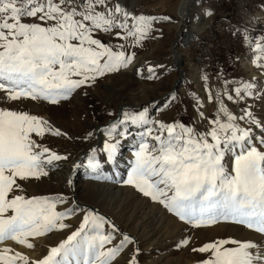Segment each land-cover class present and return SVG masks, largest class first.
<instances>
[{
	"label": "snow or ice",
	"instance_id": "1",
	"mask_svg": "<svg viewBox=\"0 0 264 264\" xmlns=\"http://www.w3.org/2000/svg\"><path fill=\"white\" fill-rule=\"evenodd\" d=\"M170 20L134 14L125 0H0V104L60 106L78 90L87 95L100 80L129 69L159 80L164 65L149 66L145 77L135 67L136 49L157 38L154 25ZM229 31L241 40L253 74L229 78L223 68L202 69L204 95L186 94L189 123L165 118L184 102L174 91L161 102L105 109L102 123L76 137L85 150L71 164L67 193L29 194L26 187L50 179L71 159L44 141L72 137L47 119L0 107V264H139L137 239L79 203L71 173L80 169L89 181L134 190L182 233L226 224L255 235L198 247L182 235L174 247L202 254L197 264H264V33L231 25ZM53 236L62 238L46 253L16 250Z\"/></svg>",
	"mask_w": 264,
	"mask_h": 264
},
{
	"label": "rangeland",
	"instance_id": "2",
	"mask_svg": "<svg viewBox=\"0 0 264 264\" xmlns=\"http://www.w3.org/2000/svg\"><path fill=\"white\" fill-rule=\"evenodd\" d=\"M178 2L179 0H125L128 10L134 14L171 18L170 22H161L154 25V29L157 30L155 31L157 38L145 41L141 48L136 49L135 67H139L145 77L149 66L155 68L157 65H164L163 70H157V75L160 77L159 80L147 81L146 79L138 78L134 70L129 69L127 72L100 80L95 87L87 89V95H85L83 90H78L69 101L63 102L60 106H52L44 102L30 100L8 105L0 104V107L23 110L47 119L51 124L59 127L60 130L72 137L71 140L48 137L44 141L46 146H49L52 150L71 156L70 161L62 165V170H66V178L62 179L63 171L61 174H58V171L52 172L50 173L51 178H44L42 183L28 184L26 190L29 194L67 193V177L70 175V166L76 157L85 150L82 141L77 140L76 137L82 134L89 125L102 123L101 117H104L106 108L116 111L121 107H138L150 101L161 102L169 92L174 91L175 94L185 97V99L182 104L173 105L166 113L165 118H178L185 123L190 122L193 110L191 101L186 98V94L195 92L203 96L204 93L199 80L202 69L199 68L200 72H197L199 65L197 64L196 67L195 57L192 55L190 46L185 41L188 40L186 39L187 36L190 38L193 31H199L202 36L207 34L205 25L207 22L205 21L204 24L202 20L209 16L203 15V13L211 10L213 4L211 0H191L189 2L187 9L188 19L182 27L181 38L172 48L175 42V30L179 21L176 15ZM194 2L196 5L202 4V7H195ZM231 2V0H218L220 4L217 7L218 9L216 8L214 11L218 10L220 13L222 11L225 13L232 11L233 3ZM234 12H236L235 9ZM258 13L259 16L253 26L245 25L240 30L243 31L245 28H250L253 30L254 35L264 33V4L258 9ZM201 15L203 17L200 19ZM232 16L234 14H231V12L227 15L230 20ZM197 17L199 18L197 19ZM103 39L105 42L108 41V37H103ZM235 42L230 35L220 36L216 40L217 45H223L218 53V58L223 59L222 62H224L220 68L225 70L229 78L243 77L247 79L253 74V69H247L243 64L247 57L246 49L242 46L241 40L240 44L231 45ZM172 52L178 57V64L174 63L173 65L171 63ZM178 80L179 82L177 83ZM155 96L157 97L153 99ZM185 106H187L186 112L183 110ZM211 111L212 109L209 108V112ZM94 116L96 119H93ZM124 155H128L126 148L124 149ZM120 171L123 175V165ZM71 175L74 177L76 198L82 206H93L100 212L107 214L122 230L137 239L140 248L139 264H163L166 259H171L169 263L174 264L173 260L175 258L177 259V264H184V259L178 256L179 251L186 248L185 255H189L192 252L189 251L188 247L177 249L174 245L182 235L190 234L192 236L196 231L208 233L209 237H204L205 240L201 244L225 238L240 240L236 236L227 235L228 231H223L230 226L226 224L213 225L182 233V226L170 215L165 214L156 205L136 194L134 190L122 185L108 184L103 185V187L102 184L89 181L83 175V169L71 173ZM108 186L111 188L108 189ZM99 188H104L105 191L97 193ZM60 238L62 237L54 236L53 239L43 243L48 238L38 237L31 239L30 242L34 243V248L38 247L40 249L36 254L38 256L42 252L46 253L47 247L58 242ZM37 239H42L39 246L36 243ZM190 239L192 241V238ZM192 246H194L193 242ZM201 258H203L202 254L196 253L195 261L192 260L193 264H197V261Z\"/></svg>",
	"mask_w": 264,
	"mask_h": 264
},
{
	"label": "bare ground",
	"instance_id": "3",
	"mask_svg": "<svg viewBox=\"0 0 264 264\" xmlns=\"http://www.w3.org/2000/svg\"><path fill=\"white\" fill-rule=\"evenodd\" d=\"M191 0H179V2H178V4H177V8H176V15H177V17H178V23H177V27H176V30H175V41L180 37V35H181V33H182V27H183V25L185 24V22H186V20L188 19V11H187V9H188V5H189V2H190ZM186 39H189V36H187V38ZM176 52V51H175ZM175 53L174 52H172L171 53V63L174 65V63L175 64H178V62H179V59H178V57L176 56V55H174ZM243 64H244V66L247 68V69H251V66H250V63H249V61H248V59H245L244 60V62H243ZM157 96H155V97H153V99L154 98H156ZM105 109V108H104ZM107 109V108H106ZM68 165V164H67ZM71 167V166H70ZM63 171V173L64 174H62L63 175V177H62V179L63 178H66V176H65V173H66V170H58V174H61V172ZM68 174V173H67ZM66 174V175H67ZM62 175H60V176H62ZM66 180V179H65ZM102 186H103V184H102ZM100 187V186H99ZM104 187V186H103ZM106 187V186H105ZM97 188V187H96ZM108 189H110L109 188V186L107 187ZM106 188V189H107ZM103 191H105V189L104 188H99L98 189V192L97 193H103ZM108 191V190H107ZM106 193V192H105ZM223 231H228V234L227 235H232V236H236V237H238L241 241H243V240H247V239H254L255 238V235L254 234H252V233H250L248 230H246V229H244V228H242V227H240V226H232V225H230L229 227H227V228H225ZM192 233H194V232H192ZM190 238H192V242H193V244H194V246H200L201 245V242L203 241V240H205V238L204 237H209L208 236V233H203V231H201V232H195L192 236H190V234H187ZM54 237V236H53ZM53 237H52V239H53ZM221 238V237H220ZM42 239H37V241H36V243L38 244V246L40 245V241H41ZM194 240H196L195 241V243H194ZM47 241H49V239H46V240H44V242L43 243H45V242H47ZM33 242H34V240H33ZM10 243L11 242H9V245H10ZM34 244V243H33ZM36 244V245H37ZM35 245V246H36ZM186 249V248H185ZM185 249H181L180 251H179V255L178 256H181L183 259H184V264H193V262H192V260L193 261H195L194 260V258H195V254L194 253H190L189 255H185L186 253H185V251H187V250H185ZM16 250H19V251H23V252H25L26 254H28L29 256H32V257H34V256H36V254L38 253V251L40 250L38 247H36V248H34V249H32V250H29V249H23L22 247H20V246H16ZM42 251V250H41ZM190 251V250H189ZM177 256V257H178ZM185 257V258H184ZM182 260V259H181ZM169 261H171V259H166V261L163 263V264H170L169 263ZM174 264H177V259L175 258L174 260ZM152 262H154V261H152ZM153 264V263H152Z\"/></svg>",
	"mask_w": 264,
	"mask_h": 264
},
{
	"label": "built area",
	"instance_id": "4",
	"mask_svg": "<svg viewBox=\"0 0 264 264\" xmlns=\"http://www.w3.org/2000/svg\"><path fill=\"white\" fill-rule=\"evenodd\" d=\"M236 4L240 7V14L242 19L247 20L250 18L251 12L254 10L257 0H234ZM248 22V21H247ZM249 23V22H248ZM231 24L223 21L217 20L215 22L210 21L206 24L207 34L200 35L201 33L193 32L188 44L191 46L194 52L195 61L199 65L212 66L215 58V51L219 45L216 44V40L220 36L232 35L229 31V26ZM232 26V25H231ZM233 41L237 38L230 36Z\"/></svg>",
	"mask_w": 264,
	"mask_h": 264
},
{
	"label": "crops",
	"instance_id": "5",
	"mask_svg": "<svg viewBox=\"0 0 264 264\" xmlns=\"http://www.w3.org/2000/svg\"><path fill=\"white\" fill-rule=\"evenodd\" d=\"M231 1H232L231 3H233V6L231 9L232 11H230V12H231V14L232 13L234 14V16H232L231 20L229 17H227L228 13H230L229 11H227L226 13L223 11L220 13V11H218V10L214 11L220 3H218V0H211V3L213 4V7L211 6L212 7L211 11L213 12V15L209 16L208 18H203L202 22L205 24V21L209 22L211 20L214 21V20L223 19V20H228L232 24L237 25L240 29H241V27H244L245 25H247L245 21H241V19H240V7L236 5L234 0H231ZM261 5H262L261 0H259L258 5L255 8V16H257V17L259 16L258 15L259 14L258 9H260ZM234 9L236 12H234ZM202 17H203V15H201L200 19Z\"/></svg>",
	"mask_w": 264,
	"mask_h": 264
},
{
	"label": "water",
	"instance_id": "6",
	"mask_svg": "<svg viewBox=\"0 0 264 264\" xmlns=\"http://www.w3.org/2000/svg\"><path fill=\"white\" fill-rule=\"evenodd\" d=\"M180 38H181V37H179V38L173 43V45H172L173 47H172V48H174V45L177 44V42L180 40ZM178 82H179V80L177 81V83H178ZM174 88H175V87H174ZM84 206H89V205H84Z\"/></svg>",
	"mask_w": 264,
	"mask_h": 264
},
{
	"label": "trees",
	"instance_id": "7",
	"mask_svg": "<svg viewBox=\"0 0 264 264\" xmlns=\"http://www.w3.org/2000/svg\"><path fill=\"white\" fill-rule=\"evenodd\" d=\"M223 60V59H222ZM222 62V61H221ZM224 62H222V64H223Z\"/></svg>",
	"mask_w": 264,
	"mask_h": 264
}]
</instances>
